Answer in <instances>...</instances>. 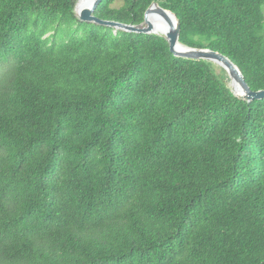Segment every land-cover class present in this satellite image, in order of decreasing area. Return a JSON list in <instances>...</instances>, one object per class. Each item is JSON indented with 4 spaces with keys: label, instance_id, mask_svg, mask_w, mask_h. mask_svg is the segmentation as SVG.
<instances>
[{
    "label": "trees",
    "instance_id": "1",
    "mask_svg": "<svg viewBox=\"0 0 264 264\" xmlns=\"http://www.w3.org/2000/svg\"><path fill=\"white\" fill-rule=\"evenodd\" d=\"M76 1L0 0V264H264V99ZM115 1L264 89V0Z\"/></svg>",
    "mask_w": 264,
    "mask_h": 264
},
{
    "label": "water",
    "instance_id": "2",
    "mask_svg": "<svg viewBox=\"0 0 264 264\" xmlns=\"http://www.w3.org/2000/svg\"><path fill=\"white\" fill-rule=\"evenodd\" d=\"M100 1L101 0H92L87 6L81 8L79 12H75L77 19L81 22L112 28L114 33L116 31H124L137 34H157L154 30L155 25L151 20V16L156 15L165 23V30L162 32L161 36L167 41L168 49L175 57L209 61L219 66L224 70L229 81L238 85L241 95L234 96L240 100L251 102L264 99V89L251 91L245 83L240 70L225 55L206 48H193L181 45L178 42L179 25L176 18L170 12L159 7L156 3L150 4L144 11L141 24L131 25L95 17L93 12Z\"/></svg>",
    "mask_w": 264,
    "mask_h": 264
},
{
    "label": "bare ground",
    "instance_id": "3",
    "mask_svg": "<svg viewBox=\"0 0 264 264\" xmlns=\"http://www.w3.org/2000/svg\"><path fill=\"white\" fill-rule=\"evenodd\" d=\"M91 1L92 0H80L79 3H78L79 5H78L77 9L75 8L76 10H74V11L75 12H79V10L81 8L87 6ZM151 20L153 21V24L155 25L154 26L155 28H159L160 30H162L164 32V30H165V23L163 22V20L160 17H158L156 15H153V16H151ZM158 35H162V32H161V34H158ZM231 83H232V91H233V93L236 96L241 95V91H240L238 85L237 84H234L233 82H231Z\"/></svg>",
    "mask_w": 264,
    "mask_h": 264
},
{
    "label": "rangeland",
    "instance_id": "4",
    "mask_svg": "<svg viewBox=\"0 0 264 264\" xmlns=\"http://www.w3.org/2000/svg\"><path fill=\"white\" fill-rule=\"evenodd\" d=\"M79 1H80V0H77L76 3H75V5H76L75 8H76V9H77V7H78V5H79V4H78ZM119 5H120V1L116 0V1L111 5V7L118 8ZM76 9H75V10H76ZM262 12H263V14H264V7L262 8ZM154 29H155L156 33H158V34L161 33V32H163V31L160 30L159 28H155V27H154ZM70 34H71V32L66 30V32L64 33V36H66V38H67ZM47 35H49V34H47ZM47 35H46V36H47ZM58 37L61 38L62 35L59 33V34H58ZM55 40L57 41L58 39L55 38ZM213 69H214V71H215L216 74H220V73H221V68H220L219 66L213 64ZM224 81H225L226 86L229 87V89L232 90V83L229 81L228 77H227Z\"/></svg>",
    "mask_w": 264,
    "mask_h": 264
}]
</instances>
